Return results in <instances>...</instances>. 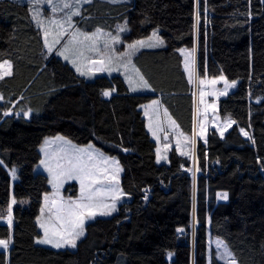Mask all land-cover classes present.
<instances>
[{
    "label": "trees",
    "instance_id": "1",
    "mask_svg": "<svg viewBox=\"0 0 264 264\" xmlns=\"http://www.w3.org/2000/svg\"><path fill=\"white\" fill-rule=\"evenodd\" d=\"M86 8L91 27L126 24L125 43L159 31L163 45L133 58L148 91L130 92L121 75L83 78L47 57L28 4L0 0V62L12 65V75L0 80V219L16 201L12 244L0 251V264H222L214 251L208 259V235L227 246L236 264H264V0L94 1ZM193 48L200 74L240 81L218 102L220 117L235 125L198 142L194 179L190 162L175 152L169 164L156 163L140 110L159 98L180 129L192 132L180 50ZM57 135L115 157L129 198L112 217L89 223L73 251L36 245L35 221L49 185L34 167L44 139ZM8 235L0 221V239Z\"/></svg>",
    "mask_w": 264,
    "mask_h": 264
},
{
    "label": "rangeland",
    "instance_id": "2",
    "mask_svg": "<svg viewBox=\"0 0 264 264\" xmlns=\"http://www.w3.org/2000/svg\"><path fill=\"white\" fill-rule=\"evenodd\" d=\"M16 1L28 4L30 8V12H31V19L36 28L38 27H37L36 21L33 20L32 16L37 11L40 13L39 18L44 20L43 27L44 29H47L49 31L48 41L50 44H52L55 39L59 38L60 42L54 44L52 51L49 52L44 44V32L42 29L38 28L39 31L41 32L44 50H45L47 57L55 56L63 60L64 62H67L73 67V65L69 63L68 61H66L62 56L56 55V52L63 48L64 44L67 43V41L70 39V34L73 31L79 30L81 32H85L91 35L96 32L97 28H100L101 32L96 35V38L94 40L95 49L92 50L91 48H83L82 49L83 55L77 59V66H79L81 71H84L86 75L81 76L76 71L75 67H73V69L76 71V73L79 76L86 78V79L93 78L92 76L105 75L108 73L119 74L123 78L126 85L129 87L130 91L132 89H135L133 91L141 92L142 90L145 89L144 87L139 86L140 85L139 77L136 75V72L138 70L133 65V58L138 52H140V50H143L145 48L149 49V48H156V47L161 46L159 45L156 38L153 37V32H157V35L160 38L158 30L152 31L150 36L147 37L146 39L138 40V41H145L146 44H154L156 46L147 47V46H140L139 44H137L134 54L125 55L126 53H132V50L127 47L129 43H125L123 41V35L128 31L118 33V27H117L118 25H125V24L123 23L115 24V27L113 26L111 30L105 27H93V26L91 27L89 24V18H86V16H84V12L87 11L86 7L93 4L94 1H100L102 3H109L108 0H91V3L81 4L79 6L81 14L79 16L72 17L71 27L65 24V28L67 29V31L66 33L60 36H58L57 34L61 32V29H59L56 25L50 24L48 21L58 20V21L63 22L65 18L69 15L72 9L63 8L62 5L60 4V0H55V2L58 4V8L55 12H53L52 8L46 3L34 6L33 4H30L28 0H16ZM121 1L129 2L130 0H120V2ZM110 4H116V3H110ZM108 33H111L112 36L119 34L120 42L119 43L113 42L110 36L107 35ZM86 43H92V42H86ZM184 50L185 51L183 54L181 53V51L180 53L183 56L182 57V60H183L182 67L185 72L187 81L189 85L191 86V95H192V102H193L192 103V106H193L192 107V111H193L192 113L193 115L192 132L188 134V133L183 132L180 129V127L176 124V122L172 119V117L168 113V110H166V108L163 106L159 98L154 99L151 102L141 106L140 110H142L143 116L146 120V129L148 133L150 134L151 139L156 144V150H155L156 163L157 164H169V155L171 152H175L177 155L185 158L187 161L190 162V165H191L190 173L192 175V178L194 179L197 173L196 148H197L198 142H200L201 144H206L208 135L211 131L217 132V134L221 137V131H223V135H224L227 131H229L235 125V123H226V121L228 122L233 121L230 118L220 117L218 113V102L221 99L225 98L230 93L234 92L237 89L240 81L238 80L228 81L223 75H220L218 77H210L206 73L200 74L197 69V54L195 51L194 58L196 62V71L193 73L192 81L190 82L189 75L185 71V60H186V57H188L189 53H191V50H188V49H184ZM129 60H130V63H128ZM93 61H97V62L103 61L104 63L102 65L101 63H93ZM0 63H3V62H0ZM125 64H127V67H125ZM101 67H104L105 70L96 71V69L101 68ZM116 67H117V70H115ZM109 69H114L115 71L109 70ZM133 69H135L136 71H133ZM139 76H141L140 73H139ZM221 76H223L224 79H220ZM5 77H8V76H5ZM126 77L128 79H126ZM213 79L216 80L215 84L211 83ZM201 80H205V83L201 84L200 83ZM225 81H227L228 85L233 84V82H235V84L232 87H227ZM145 91L147 90L145 89ZM153 101H158V103L153 104L152 103ZM2 102L3 101L0 100V105L2 104ZM148 105H151V107H147ZM145 112H147L148 115H145ZM165 112L167 113V115H165ZM150 124H151L152 131H149ZM241 129L247 132L248 135L247 136L242 135ZM238 130L243 138L247 140L249 139V132L246 129L242 127H238ZM153 132L155 133V136L153 135ZM58 136L59 135L44 139L43 143L38 149L41 159L34 167L35 173L43 174L48 180L49 192L43 194L40 210L42 207L45 208L43 219L47 221L49 217L51 216L52 223L56 222L55 212H56L57 206L59 205L61 201L71 202L74 200H79L80 195H81L80 182L76 179L61 178V180L57 182L58 187L54 189L52 184L49 183V180L51 179V177L49 176L48 171H46L45 169V164H42L41 161H46L47 164L55 167V165L58 162L60 163L66 162L64 160V157L73 151V148L70 146H74L75 148L87 149L89 145L88 144L86 146H77L62 136H59V137H62L61 140H57L56 137ZM45 141H49V143L45 144ZM65 141H67L68 143L66 144ZM91 145L93 146V150L101 153L103 156L108 157L109 159L114 158L117 161L115 157H110L106 155L105 153L101 152L99 149H97L93 144ZM42 147L45 149V151H41ZM157 149H159V155L162 157V159H160L159 162H157V155H158ZM181 152H184L186 154L181 155ZM101 167H105V166L101 165ZM108 167H109V171L107 173H104V172L97 173V175L100 177V182L93 184V188L99 189V191L96 193V198L98 200H101L107 204H111L114 201L115 194L110 192L109 189L115 186V182L110 178L112 169L110 166ZM121 173H122V170L118 173V178H119V188L122 191L120 187ZM17 175H18V170L16 169V178L15 179L12 178V183L17 180ZM46 195L49 197L47 206L45 205ZM128 199H129L128 196L124 194L123 196H120L118 200H115L116 211L112 212L111 215H106V216L97 215L95 218L91 220H86L85 234H86V226L89 223L93 222L95 219H99V218L106 219V218L112 217L118 212L119 207L123 203H125ZM218 199L222 200L224 198L220 197ZM12 201L13 199L10 200V204L12 205V211H13V208L16 202L12 203ZM53 201H55V203H53ZM49 208L52 209L51 212H49L48 210ZM40 210H39V214L37 217L41 216ZM7 217H8V209L6 210L4 218L0 219V221L3 224L8 226ZM12 220H13V217H12ZM36 221H37V218H36ZM36 225L40 232L39 238H43V235H44L43 229L39 227L37 222H36ZM12 229H13V225H12V228L9 229V235L11 234V236H12ZM84 237L85 235L78 240L77 245ZM219 242H222V241L218 238H212L211 236L208 235V254H209L208 259L210 258L211 251H214L215 257L220 263L231 264L230 259L226 260L222 256V252L224 251V249L223 248L217 249V243ZM11 244L9 245V248ZM36 245L52 248L54 250L68 249V250L73 251V250H76L77 248L76 247L73 249V248L65 247V248L57 249L48 244L36 243ZM8 250L7 251L0 250V251L7 253Z\"/></svg>",
    "mask_w": 264,
    "mask_h": 264
},
{
    "label": "snow or ice",
    "instance_id": "3",
    "mask_svg": "<svg viewBox=\"0 0 264 264\" xmlns=\"http://www.w3.org/2000/svg\"><path fill=\"white\" fill-rule=\"evenodd\" d=\"M30 4H33L34 6L40 5V4H47L52 8V11L55 12L58 8V4L55 2V0H28ZM109 3H118L120 0H108ZM84 3H91V0H60V4L63 8H69L72 9L69 15L65 18L63 22L58 20H50L48 21L50 24L56 25L59 29H61V32L57 35H63L66 33L67 29L65 28V24H67L69 27L72 26V17L73 16H79L80 13V5ZM40 13L37 11L33 16V20L36 21L37 27L42 29L44 32V44L45 47L48 49L49 52L52 51L53 45L56 43H59V38L55 39L52 44L48 41L49 31L47 29H44V20L39 18ZM196 23L199 24L200 22V14L199 12L196 13L195 16ZM118 33L119 32H126L128 31L126 24L125 25H118ZM101 32L100 28L96 29V32L89 35L88 33L81 32L79 30L73 31L70 34V39L67 41V43L64 44L63 48L58 50L56 52V55L62 56L66 61L71 63L73 67L76 68V71L81 75L84 76L86 73L84 71H81L80 67L77 66V59L83 55L82 49L83 48H91L92 50L95 49L94 40L96 38V35ZM110 36L111 40L115 43L120 42L119 34L112 36L111 33L107 34ZM153 37L156 38L159 45H163V40H161L157 32H153ZM86 42H92V43H86ZM139 44L140 46H147V47H154L156 45L154 44H146L145 41H136L132 44H129L127 47L132 50V53H126L125 55L134 54L136 50V46ZM107 46V45H106ZM181 53H184V49L180 50ZM196 49L193 48L191 50V53H189L188 57H186L185 60V71L189 75V81H192L193 73L196 71V62L194 58V53ZM79 54V55H78ZM110 62V61H109ZM93 63H101L103 65V61L97 62L93 61ZM130 63V60L128 61ZM125 67H127V64H125ZM12 65L8 61H4L3 63H0V80H3L5 76L12 75ZM105 68L101 67L96 69V71H104ZM114 70V69H109ZM133 71H136L133 69ZM136 75L139 77L140 84L144 88H148L149 85L147 81L144 80L142 76H139V72H136ZM126 79H128L126 77ZM206 79V78H205ZM220 79H224L223 76L220 77ZM131 83V81H130ZM201 84L205 83V80L200 81ZM211 83L215 84L216 80L213 79ZM227 87L234 86L235 82L233 84L228 85L227 81H225ZM135 90V89H132ZM114 91V89H113ZM105 97L110 96L109 91H104L102 93ZM203 95V93H202ZM3 97L0 96V100H2ZM153 104H157L158 101H153ZM147 107H151V105H148ZM8 112H5V115H8ZM28 113H25V116H27ZM145 115H148L147 112H145ZM165 115L167 113L165 112ZM174 123V122H173ZM226 123H235V121H226ZM149 131H152L151 124L149 125ZM241 134L247 136L248 133L245 132L243 129H241ZM153 135L155 136V133L153 132ZM221 137H223V131H221ZM250 138V137H249ZM57 140H61L62 137H56ZM49 141H45V144H48ZM67 144L68 142L65 141ZM73 148V151L69 154H67L64 157L65 163L58 162L55 167L49 165L46 163V161H41L42 164H45V169L48 171L49 176L51 179L49 180V183L52 184L53 188L56 189L58 187V181L61 180V178L66 179H76L80 182V189H81V195L79 200H74L71 202L67 201H61L59 205L56 208L55 212V223H52V217L50 216L47 221L43 219V214L45 212V208H41V216L37 217V224L41 229H43V238H39L36 240V243L38 244H48L51 245L54 248H76L77 242L80 238H82L85 235V223L86 220H91L95 218L97 215L100 216H106L111 215L112 212L116 211V203L115 200H118L120 196H123L124 193L119 188V178L118 173L121 171L119 162L116 161L114 158L109 159L108 157L103 156L101 153L93 150V146L91 144L88 145L87 149L84 148H75L74 146H70ZM127 151V149H124ZM41 151H45V149L42 147ZM157 162L162 159V157L159 155V149H157ZM186 153L181 152V155H185ZM2 163V161H0ZM101 165H104L105 167H101ZM111 167L112 172L110 178L115 182V186L110 188L109 191L115 194L114 201L111 204L104 203L101 200H98L96 198V193L99 191V189H94L93 184L100 182V177L97 175V173H107L109 171V167ZM9 174L12 176L13 179L16 178V169L12 168L9 170ZM224 198L227 199V193L219 194L218 198ZM49 197L45 196V205L48 204ZM16 201L13 200L12 203H15ZM55 203V201H53ZM49 212L52 211L51 208L48 209ZM7 223L9 229L12 228L13 220H12V205L10 204L8 206V217H7ZM178 232H183L184 229H177ZM12 243V236L11 234L7 239H0V250L7 251L9 249V245ZM223 248L224 251L222 252V256L228 260L230 259L231 264H236L235 258L233 254L227 250V246L223 244V242L217 243V249ZM169 257H171L172 253L168 254Z\"/></svg>",
    "mask_w": 264,
    "mask_h": 264
},
{
    "label": "crops",
    "instance_id": "4",
    "mask_svg": "<svg viewBox=\"0 0 264 264\" xmlns=\"http://www.w3.org/2000/svg\"><path fill=\"white\" fill-rule=\"evenodd\" d=\"M115 70H117V67H116V69ZM115 70H113V71H115ZM112 75H119V74H113V73H108V74H105V76H112ZM91 76V75H90ZM92 77H95V76H92ZM91 79V78H90ZM126 84V83H125ZM127 86V85H126ZM139 86H141V87H143L141 84L139 85ZM127 88H128V90L130 91V89H129V87L127 86ZM147 91H148V88H145ZM145 89L144 90H142L141 92L139 91H133V90H131L130 92H132V93H147V91H145Z\"/></svg>",
    "mask_w": 264,
    "mask_h": 264
},
{
    "label": "water",
    "instance_id": "5",
    "mask_svg": "<svg viewBox=\"0 0 264 264\" xmlns=\"http://www.w3.org/2000/svg\"><path fill=\"white\" fill-rule=\"evenodd\" d=\"M219 200V199H218Z\"/></svg>",
    "mask_w": 264,
    "mask_h": 264
}]
</instances>
